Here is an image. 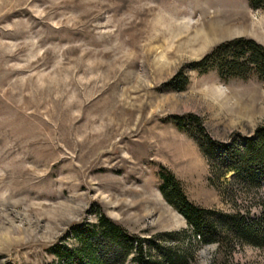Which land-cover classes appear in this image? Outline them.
<instances>
[{"label": "rangeland", "instance_id": "obj_1", "mask_svg": "<svg viewBox=\"0 0 264 264\" xmlns=\"http://www.w3.org/2000/svg\"><path fill=\"white\" fill-rule=\"evenodd\" d=\"M237 37L264 47V9L246 0H0V264H67L51 247L81 248L73 229L94 228L98 213L163 264H264V247L199 242L156 174L168 169L200 207L234 209L168 116L194 113L226 142L264 123V82L188 67ZM179 70L184 88L164 85ZM233 199L258 214L264 181ZM88 241L69 264H133L128 246Z\"/></svg>", "mask_w": 264, "mask_h": 264}, {"label": "trees", "instance_id": "obj_2", "mask_svg": "<svg viewBox=\"0 0 264 264\" xmlns=\"http://www.w3.org/2000/svg\"><path fill=\"white\" fill-rule=\"evenodd\" d=\"M250 9H264V0H246ZM189 69L205 72L215 69L221 79L237 78L246 80L253 76L264 82V47L249 38L237 37L225 40L213 46L198 60L188 64ZM187 83L186 76L179 70L166 84L175 90H182ZM175 127L187 134L196 144L198 151L205 159L209 184L223 182L220 185L231 201L233 210L225 212L218 209L200 207L191 202L185 195L179 180L163 166L157 169L159 179L158 189L162 198L185 220L191 235L199 242H213L218 249L226 245L227 251L233 248L235 242H243L258 247H264V201H258V214L249 215V209L242 210L233 199L238 190L253 188L258 191L260 182L264 181V123L257 124L251 135L242 139L241 143L235 139L218 141L205 130L201 119L194 113L170 115ZM231 172L229 179L224 180L226 173ZM222 178L221 180H218ZM94 228L81 232L73 229L75 236L82 237V247L73 250L63 246H52L51 250L57 257L67 259L83 255L93 241H104L115 246L126 245L124 253H131L133 264H163L162 260H154L144 251L143 238L127 234L119 225L115 224L102 213L96 216ZM185 231V230H184ZM147 241V240H146ZM149 241V240H148ZM156 246V245H155ZM166 264H187L181 261L173 263L170 259ZM98 264V263H97ZM210 264H237L221 259Z\"/></svg>", "mask_w": 264, "mask_h": 264}]
</instances>
